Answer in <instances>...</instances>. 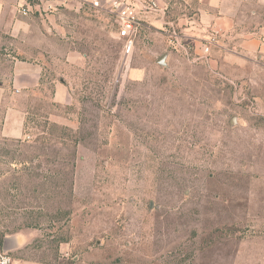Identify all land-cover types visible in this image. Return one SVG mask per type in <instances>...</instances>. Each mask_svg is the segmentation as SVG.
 Listing matches in <instances>:
<instances>
[{"label": "rangeland", "instance_id": "1", "mask_svg": "<svg viewBox=\"0 0 264 264\" xmlns=\"http://www.w3.org/2000/svg\"><path fill=\"white\" fill-rule=\"evenodd\" d=\"M157 1L124 66L113 21L78 4L62 37L43 11L0 31L2 98L15 60L44 74L15 102L25 137L0 134V250L16 263L264 264V0H241L232 31L195 0Z\"/></svg>", "mask_w": 264, "mask_h": 264}, {"label": "crops", "instance_id": "2", "mask_svg": "<svg viewBox=\"0 0 264 264\" xmlns=\"http://www.w3.org/2000/svg\"><path fill=\"white\" fill-rule=\"evenodd\" d=\"M169 1L171 3L172 0ZM195 1L198 2V7L195 6L196 9L192 11L193 13L209 16L207 18L211 20L208 22H213L222 31H232L235 28V16L238 13L237 7L241 0ZM73 4H78L79 13L81 12L86 16L102 18L105 23L113 21V18L107 13H103L90 5L83 6L74 1L41 0V3L32 5L28 0H0V31L11 36L27 34L33 29V23H35L32 13H42L41 11H43L44 22L48 30L54 37H62L66 32L64 17L68 13L62 9H70ZM23 9H28V13L24 14ZM248 47L259 48L260 43L254 40L248 42ZM43 75V67L34 61L17 59L13 62L7 94L4 98H2L3 94L0 95V134L2 137L9 139L25 137L26 110L15 102L39 88L43 81ZM68 95L67 86L63 83H56L54 101L65 104L68 101Z\"/></svg>", "mask_w": 264, "mask_h": 264}, {"label": "built area", "instance_id": "3", "mask_svg": "<svg viewBox=\"0 0 264 264\" xmlns=\"http://www.w3.org/2000/svg\"><path fill=\"white\" fill-rule=\"evenodd\" d=\"M74 1L82 5H90L93 8L107 13L113 18L116 25V38L123 42L122 59L123 66L132 56L135 49L136 39L142 29L140 12L155 11L159 4L157 0H64ZM28 13V9H23ZM209 52V48H206ZM0 264H18L13 257L0 250Z\"/></svg>", "mask_w": 264, "mask_h": 264}, {"label": "water", "instance_id": "4", "mask_svg": "<svg viewBox=\"0 0 264 264\" xmlns=\"http://www.w3.org/2000/svg\"><path fill=\"white\" fill-rule=\"evenodd\" d=\"M167 55L162 56L159 60H158V64L160 65H165V59H166Z\"/></svg>", "mask_w": 264, "mask_h": 264}, {"label": "trees", "instance_id": "5", "mask_svg": "<svg viewBox=\"0 0 264 264\" xmlns=\"http://www.w3.org/2000/svg\"><path fill=\"white\" fill-rule=\"evenodd\" d=\"M113 23H114V22H113ZM114 28H115V30L117 29L115 24H114ZM42 83H43V81H42Z\"/></svg>", "mask_w": 264, "mask_h": 264}]
</instances>
